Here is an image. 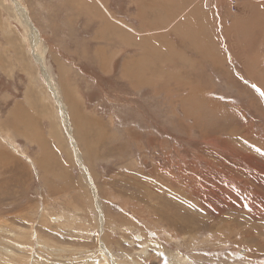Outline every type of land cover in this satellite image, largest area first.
<instances>
[{"label": "rangeland", "instance_id": "1", "mask_svg": "<svg viewBox=\"0 0 264 264\" xmlns=\"http://www.w3.org/2000/svg\"><path fill=\"white\" fill-rule=\"evenodd\" d=\"M163 1L0 0V264H264V0Z\"/></svg>", "mask_w": 264, "mask_h": 264}, {"label": "crops", "instance_id": "2", "mask_svg": "<svg viewBox=\"0 0 264 264\" xmlns=\"http://www.w3.org/2000/svg\"><path fill=\"white\" fill-rule=\"evenodd\" d=\"M186 3H189V4L193 3V7L196 8V10H197V13H195L193 15V20L196 22L195 25L193 24V26H194L193 31L195 33V31L198 29V26H199L198 24L204 19V13H202L203 10H202L201 6L198 5V0H192L191 2H186L185 1L183 4L177 6V7H180V16H179V18H180L179 19L180 25H184V15H182V14H184V11L186 10L185 9L186 6L184 5ZM166 7H167V5L164 7V10H165ZM176 17L177 16L173 13L170 17L168 16V18H167V20L165 22V28H167L166 25H168V28H169V30L167 31V33H168L169 36H172V34H174V35H178V34L181 35L179 32H175L173 30L174 27H175V24H173V22L176 21L175 20ZM252 26L249 27L250 30H251ZM263 28H264V26H263ZM256 33L257 32H253V34H256ZM195 37H196V33H195ZM180 38L182 40V44L185 45V40H188L187 37L184 39L183 36H181ZM172 46H173V44H172ZM245 51H248L249 52V51H255V50H253V49H250V50L246 49Z\"/></svg>", "mask_w": 264, "mask_h": 264}, {"label": "bare ground", "instance_id": "3", "mask_svg": "<svg viewBox=\"0 0 264 264\" xmlns=\"http://www.w3.org/2000/svg\"><path fill=\"white\" fill-rule=\"evenodd\" d=\"M163 1V0H162ZM165 1V0H164ZM163 1V2H164ZM168 1V0H167ZM171 1H173V0H171ZM178 1V0H177ZM179 1H181V0H179ZM166 2V1H165ZM99 3H100V1H99ZM150 3H151V1H150ZM150 3H149V5L148 6H150ZM152 3H154V5H156L157 6V8L155 7V6H153L152 8H155L158 12H164V11H167L168 9H166L165 8V10L164 9H162V7L160 8V6H159V0H153V2ZM172 3L170 2V5H171ZM177 4V3H176ZM178 4H180L179 2H178ZM177 4V5H178ZM204 4L205 5H207V0H205V2H204ZM153 5V4H152ZM170 5H167V6H169L171 9H172V6H170ZM186 5V4H185ZM200 6V5H199ZM245 6V5H244ZM165 7V6H164ZM187 7V6H186ZM103 8V7H102ZM94 9V8H93ZM143 9V8H142ZM175 9V8H174ZM189 9V8H188ZM141 11V10H140ZM157 11H155V12H157ZM189 11V10H188ZM188 11H186L187 13H188ZM191 12V11H190ZM189 12V13H190ZM197 12V11H196ZM166 13H168V12H166ZM169 13H170V11H169ZM204 13V12H203ZM142 15V14H141ZM143 16V15H142ZM190 16V15H189ZM193 16V15H192ZM102 17V16H101ZM201 17V16H200ZM177 18V17H176ZM164 19H166V18H164ZM180 19V18H179ZM196 19V18H195ZM106 20V19H105ZM191 20V19H190ZM191 24V23H190ZM118 25V24H117ZM183 27H184V25H182ZM125 27V26H124ZM191 27V29H192V26H190ZM203 27V26H202ZM118 28V27H117ZM175 28V27H174ZM190 29V28H189ZM190 29V31H192ZM182 31H183V29H182ZM189 31V32H190ZM193 32V31H192ZM32 35H34L35 36V39H37V37H36V35L35 34H32ZM148 40V39H147ZM155 50V49H154ZM153 52V51H152ZM157 52V51H156ZM216 53V52H215ZM104 56V55H103ZM101 57V61H102V64L104 65L106 62H108V59H106V58H104V57ZM216 59V58H215ZM257 59V56L255 57V59L254 60H256ZM124 65V64H123ZM126 68V67H125ZM263 70H264V68H263ZM140 76V75H139ZM141 82V81H140ZM69 102H70V100H69ZM19 112V111H18ZM35 127H34V125H33V128L32 129H34Z\"/></svg>", "mask_w": 264, "mask_h": 264}]
</instances>
